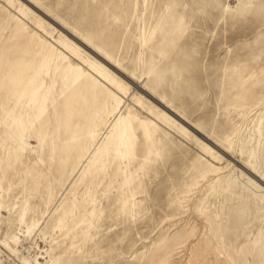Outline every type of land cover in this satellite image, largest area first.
Listing matches in <instances>:
<instances>
[{"label": "rangeland", "instance_id": "rangeland-1", "mask_svg": "<svg viewBox=\"0 0 264 264\" xmlns=\"http://www.w3.org/2000/svg\"><path fill=\"white\" fill-rule=\"evenodd\" d=\"M0 264H264V0H0Z\"/></svg>", "mask_w": 264, "mask_h": 264}, {"label": "bare ground", "instance_id": "bare-ground-1", "mask_svg": "<svg viewBox=\"0 0 264 264\" xmlns=\"http://www.w3.org/2000/svg\"><path fill=\"white\" fill-rule=\"evenodd\" d=\"M115 7V6H114ZM113 7V9H114ZM118 7H115L117 9ZM119 9V8H118ZM149 36V35H148ZM144 39V38H143ZM110 55L107 53L106 57L108 58ZM110 59V58H109ZM97 66V65H96ZM101 73H104L103 71H100ZM105 76L108 78V74L104 73ZM81 74H77L76 77L73 79V83L77 84V82L80 80ZM39 88V87H38ZM36 88V91L38 90ZM41 99V98H40ZM34 102V101H33ZM39 104V103H38ZM46 105L45 101L40 103L39 105V111L43 115L46 112ZM41 116V115H40ZM119 122V121H118ZM121 122V121H120ZM126 119L122 120V123H117L115 128H116V143H119V145H124L125 148V154H129L131 146L134 144V137L131 134L133 132V128L130 125H126ZM124 123V124H123ZM130 129V132H129ZM115 133V132H114ZM151 136V135H149ZM212 145V144H211ZM120 150V149H119ZM133 150V149H132ZM118 152V151H117ZM120 152V151H119ZM131 154V153H130ZM123 155V154H122ZM254 167V166H253ZM128 183V182H127ZM125 203V202H124Z\"/></svg>", "mask_w": 264, "mask_h": 264}]
</instances>
